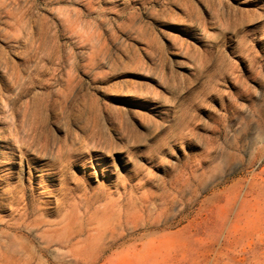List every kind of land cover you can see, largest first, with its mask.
<instances>
[{"label": "rangeland", "instance_id": "374dc122", "mask_svg": "<svg viewBox=\"0 0 264 264\" xmlns=\"http://www.w3.org/2000/svg\"><path fill=\"white\" fill-rule=\"evenodd\" d=\"M0 264H264V0H0Z\"/></svg>", "mask_w": 264, "mask_h": 264}]
</instances>
